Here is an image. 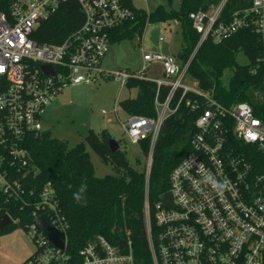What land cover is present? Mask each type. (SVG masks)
Masks as SVG:
<instances>
[{
  "label": "built area",
  "instance_id": "built-area-1",
  "mask_svg": "<svg viewBox=\"0 0 264 264\" xmlns=\"http://www.w3.org/2000/svg\"><path fill=\"white\" fill-rule=\"evenodd\" d=\"M227 1L190 13L200 35L197 48L208 39L220 43L242 30H253L264 47V0H253L249 8L229 14L224 10ZM69 2L80 7L79 28L59 43L40 41L43 24ZM135 18L122 0H0V193L22 208H34V220L26 227L35 251L23 264H70L67 239L64 249L57 247L35 221L43 217L67 237L68 222L53 184L48 182L39 191L32 187L35 168L27 142L47 132L43 114L60 92L70 86L96 85L108 77L122 86L132 79L158 86L156 115L127 113L122 122L132 144L150 140L148 176L165 120L177 112L187 94L197 96L187 102L197 113L190 135L193 151L170 174L173 206L161 199L151 204L146 188L153 264H264V157L256 156L264 155V90L253 93L256 109L249 102L227 107L196 81L187 82L189 64L182 67L172 54L143 49L142 71L106 72L103 61L112 36ZM175 24L179 26L178 21ZM257 60L264 65V54ZM156 64L162 66L164 78H147L146 71ZM162 86L170 88L165 101L159 97ZM178 91L180 102L172 107ZM80 255L82 264H135L130 240L121 248L97 236Z\"/></svg>",
  "mask_w": 264,
  "mask_h": 264
},
{
  "label": "trees",
  "instance_id": "trees-1",
  "mask_svg": "<svg viewBox=\"0 0 264 264\" xmlns=\"http://www.w3.org/2000/svg\"><path fill=\"white\" fill-rule=\"evenodd\" d=\"M136 15L133 22L118 29L112 36V42L125 37L142 36L147 22L178 21L183 39L182 50L177 59L182 67L187 64V78L196 81L199 88L208 91L227 107L240 102H249L257 108L254 91L264 90V65L258 57L264 54V47L253 30H242L220 43L206 40L197 48L200 35L193 28L189 15L222 0H181L175 8L169 0V8L159 6L147 13L134 5L133 0H122ZM253 0H228L224 8L226 13L246 9ZM83 20L77 2L62 4L59 11L43 24L38 39L42 42L59 43L69 33L81 25ZM243 52L249 59L247 65L237 62L238 53ZM233 70L229 81L223 82L226 70ZM129 89H137V96L127 98L119 104L129 114L155 116V98L158 86L147 80L132 79ZM170 88L162 86L159 97L165 101ZM178 91L172 101L175 107L181 99ZM197 98L187 94L176 113L165 120L153 151V162L148 176L147 169H137L131 165L127 153L121 148L113 152L108 130L96 133L91 130L85 142L70 147L66 142L53 137L47 131L32 136L27 142L30 151V163L35 172L30 182L36 191L51 182L56 190L60 208L68 222L67 253L70 264H82L81 250L97 236L117 246L123 240L132 242L135 264H153L147 238L145 220L146 188L149 187L151 204L170 190V174L174 168L193 151L190 135L197 113L187 106L189 100ZM120 144V143H119ZM87 147L93 149L102 160L110 164L113 174L98 177ZM142 153L148 156L150 140L141 144ZM258 159L264 155L256 153ZM261 172V169H258ZM86 189L80 192L82 186ZM79 193L78 202L74 194ZM33 207L22 208L0 193V216L10 215L17 222L0 231V236L11 233L19 226L25 227L34 220Z\"/></svg>",
  "mask_w": 264,
  "mask_h": 264
},
{
  "label": "rangeland",
  "instance_id": "rangeland-1",
  "mask_svg": "<svg viewBox=\"0 0 264 264\" xmlns=\"http://www.w3.org/2000/svg\"><path fill=\"white\" fill-rule=\"evenodd\" d=\"M175 8L181 0H172ZM138 8L147 13L155 11L159 6L169 8V0H133ZM163 41H160V38ZM183 39L181 27L174 21L147 22L142 36L125 37L112 42L104 61L103 69L108 73L125 71L138 73L144 66L143 50L145 52L172 54L177 56L182 50ZM143 49V50H142ZM240 65L249 63L248 57L240 52L237 55ZM233 70H226L223 82L226 84ZM149 79L164 78L161 65H153L146 71ZM189 84H193L188 80ZM137 89L127 86L108 77L96 85H76L65 88L46 108L42 118L44 131H49L56 139L66 142L70 147L85 142L91 130L101 133L108 130L111 139L120 143V148L127 153L132 166L141 170L148 168L149 155L142 153L141 146L132 144L125 132L122 122L127 121V112L119 104L127 98L137 96ZM117 109V112H115ZM106 111L108 115H103ZM87 151L91 156L96 175L105 177L113 174V168L90 147ZM35 251V245L28 234L27 227H18L11 233L0 236V264H23Z\"/></svg>",
  "mask_w": 264,
  "mask_h": 264
},
{
  "label": "water",
  "instance_id": "water-1",
  "mask_svg": "<svg viewBox=\"0 0 264 264\" xmlns=\"http://www.w3.org/2000/svg\"><path fill=\"white\" fill-rule=\"evenodd\" d=\"M44 69L49 68L48 66H44ZM191 128V125L189 126V129ZM110 148L113 152H116L120 149V144L114 139H110L109 141ZM160 199L163 201L165 205L173 206V200L170 192H167L163 194ZM36 223H38L42 229L46 232L49 239L52 241L54 245H56L59 248L64 249L66 247V234L64 232L58 231L55 227L49 225L43 217L36 218ZM14 223L12 218L9 215L0 216V231L4 230L7 226H10ZM118 246L121 248L125 247V243L123 240H121L118 243Z\"/></svg>",
  "mask_w": 264,
  "mask_h": 264
},
{
  "label": "clouds",
  "instance_id": "clouds-1",
  "mask_svg": "<svg viewBox=\"0 0 264 264\" xmlns=\"http://www.w3.org/2000/svg\"><path fill=\"white\" fill-rule=\"evenodd\" d=\"M85 189H86V185H84V186L81 187L80 192L85 191ZM74 196H75V199H76L78 202L81 200V196L79 195V193L74 194Z\"/></svg>",
  "mask_w": 264,
  "mask_h": 264
},
{
  "label": "crops",
  "instance_id": "crops-1",
  "mask_svg": "<svg viewBox=\"0 0 264 264\" xmlns=\"http://www.w3.org/2000/svg\"><path fill=\"white\" fill-rule=\"evenodd\" d=\"M177 57V56H176Z\"/></svg>",
  "mask_w": 264,
  "mask_h": 264
}]
</instances>
